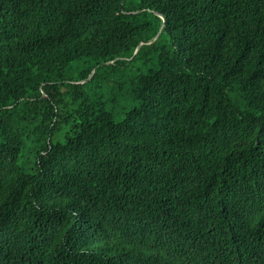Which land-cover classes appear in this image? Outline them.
Here are the masks:
<instances>
[{"label":"trees","instance_id":"obj_1","mask_svg":"<svg viewBox=\"0 0 264 264\" xmlns=\"http://www.w3.org/2000/svg\"><path fill=\"white\" fill-rule=\"evenodd\" d=\"M0 264H264V0H0Z\"/></svg>","mask_w":264,"mask_h":264},{"label":"rangeland","instance_id":"obj_2","mask_svg":"<svg viewBox=\"0 0 264 264\" xmlns=\"http://www.w3.org/2000/svg\"><path fill=\"white\" fill-rule=\"evenodd\" d=\"M67 101L69 104L72 103L70 99H67ZM136 106V103H131L122 96L118 103L113 106L116 112V120L121 121L125 117L126 112L134 109Z\"/></svg>","mask_w":264,"mask_h":264},{"label":"water","instance_id":"obj_3","mask_svg":"<svg viewBox=\"0 0 264 264\" xmlns=\"http://www.w3.org/2000/svg\"><path fill=\"white\" fill-rule=\"evenodd\" d=\"M163 20L165 21V19H164V18H163ZM157 38H158V36H157ZM138 50H139V48H138ZM138 50H137V51H138Z\"/></svg>","mask_w":264,"mask_h":264}]
</instances>
